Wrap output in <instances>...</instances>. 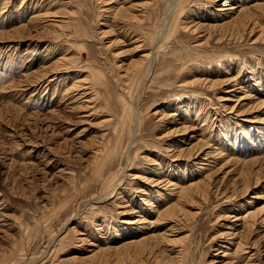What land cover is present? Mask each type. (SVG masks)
Instances as JSON below:
<instances>
[{"label": "rangeland", "instance_id": "374dc122", "mask_svg": "<svg viewBox=\"0 0 264 264\" xmlns=\"http://www.w3.org/2000/svg\"><path fill=\"white\" fill-rule=\"evenodd\" d=\"M263 156L264 0H0V264H264Z\"/></svg>", "mask_w": 264, "mask_h": 264}, {"label": "bare ground", "instance_id": "6f19581e", "mask_svg": "<svg viewBox=\"0 0 264 264\" xmlns=\"http://www.w3.org/2000/svg\"><path fill=\"white\" fill-rule=\"evenodd\" d=\"M126 1V0H125ZM128 1V0H127ZM241 1V0H240ZM37 2V1H36ZM53 2V1H52ZM57 2V1H56ZM113 3H115V2H113ZM230 4V3H229ZM135 5V4H134ZM249 5V4H248ZM41 6V5H40ZM236 7H234V5H233V8L231 9L232 11H234L233 12V14L234 15H236V14H238L237 15V19L236 20H238L240 23H250V21L251 20H257V18L258 17H256L255 19H251L252 18V15H251V13H249V12H247V11H245V9L244 8H242V9H240L239 11H238V9H239V7H242L243 5H235ZM128 7H130V6H128ZM135 7V6H134ZM230 7H232V6H230ZM46 8V7H45ZM123 8V7H122ZM131 8H132V5H131ZM130 8V9H131ZM225 8V7H224ZM117 9H118V7H117ZM116 10V9H115ZM119 10L121 11V9L119 8ZM124 10V9H123ZM122 10V11H123ZM220 10H223V9H220ZM117 11V10H116ZM115 11V12H116ZM128 11V10H127ZM217 11V10H216ZM254 11V10H253ZM118 13V12H117ZM129 14V13H128ZM127 14V15H128ZM224 14V13H223ZM122 15V14H121ZM127 15H126V17H127ZM222 15V14H221ZM220 15V16H221ZM225 16V15H224ZM223 16V17H224ZM124 17V16H123ZM228 17V16H227ZM232 17V16H231ZM221 18H222V16H221ZM40 19H42V17L40 18ZM134 19V18H133ZM220 19V18H219ZM251 19V20H250ZM41 21V20H40ZM221 21V20H220ZM215 22H216V20H215ZM61 23V22H60ZM233 23H234V21H233ZM253 23V22H252ZM255 23V22H254ZM163 24V23H162ZM236 24V23H235ZM238 24V23H237ZM251 24V23H250ZM240 28V27H239ZM188 29V28H187ZM133 37V36H132ZM136 37V36H135ZM131 39V38H130ZM138 39H140V38H138ZM141 41V40H140ZM135 42H137V41H135ZM139 43V42H138ZM137 43V48H139V46H140V44H138ZM139 45V46H138ZM163 47H161L162 48V53L160 54L161 55V57H164L165 55H168V51L166 50V47H165V44L164 45H162ZM51 48V47H50ZM67 53V52H66ZM68 56V55H67ZM68 58V57H67ZM64 59H65V56H64ZM64 59H62V61L64 60ZM163 61H165V59L163 58L162 60H160V65H163L164 63H163ZM61 63V62H60ZM63 63H64V61H63ZM158 63L159 62H154V60H151V63L146 67V70L148 71V73H152L154 70H156V68H157V65H158ZM57 67L59 68L60 67V65H58V63H57ZM60 69V68H59ZM260 69V68H259ZM128 71H130L129 69H127ZM145 70V71H146ZM138 71H142V68H140ZM144 71V72H145ZM143 72V73H144ZM128 73V72H127ZM256 74V73H255ZM260 74V73H259ZM128 77H130L129 75H127ZM183 78V80H184V78H185V76L183 75L182 76ZM261 77V76H260ZM197 78V77H196ZM83 81V80H82ZM192 81H194V80H192ZM201 81V79H199V78H197L196 79V82H193V84H195V83H199ZM205 80H203L202 79V81H201V83H203ZM81 82V81H80ZM183 82H185V81H182V84L184 85V86H186V84H189V83H183ZM84 84V83H83ZM82 84V85H83ZM127 84V83H126ZM74 85V87H78V86H76V83H74L73 84ZM78 85V84H77ZM192 85V84H191ZM80 86V85H79ZM84 86V85H83ZM251 86V85H250ZM73 87V88H74ZM80 88V87H79ZM79 88H78V90H79ZM76 90V89H75ZM77 90V91H78ZM76 91V92H77ZM226 99V98H225ZM90 101V100H89ZM260 101H262V100H260ZM195 107V106H194ZM194 107H192V109H191V106H188V108L184 111L185 112V115H188V116H191V117H193L192 118V120L191 121H195V120H197V119H199V115L197 114V113H194L195 111H197V109L196 108H194ZM261 107V106H260ZM189 110H191V112L189 111ZM201 110V109H200ZM177 111V110H176ZM183 112V113H184ZM193 112V114H191ZM204 113V112H203ZM194 118H196L195 120H194ZM183 121H184V119H183ZM190 121V122H191ZM196 122V121H195ZM192 123V122H191ZM202 127V126H201ZM204 128V127H203ZM205 129V128H204ZM203 129V130H204ZM207 144V143H206ZM259 145H261V144H259ZM258 145V146H259ZM257 147V146H256ZM253 148V147H252ZM224 150V149H223ZM222 150V151H223ZM260 150V149H259ZM226 151V150H225ZM228 152V151H227ZM196 153V152H195ZM198 153V152H197ZM177 154V153H176ZM224 154V153H223ZM219 155H221V154H219ZM226 155V154H225ZM232 155V154H231ZM178 156V155H177ZM222 156V155H221ZM264 157V156H263ZM257 159V158H256ZM229 160H231V159H228L227 161H229ZM254 159L252 158V161H253ZM260 160H262V159H260ZM264 160V159H263ZM232 161V160H231ZM250 161H251V159H250ZM251 161V162H252ZM239 162V161H238ZM254 162V161H253ZM208 163V162H207ZM257 163V162H256ZM255 163V164H256ZM252 164V163H251ZM253 165V164H252ZM257 165H259V164H257ZM172 166V165H171ZM256 166V165H255ZM167 167V166H166ZM204 168V167H203ZM251 168V167H250ZM159 169V168H158ZM206 169V168H205ZM162 171V170H161ZM156 172V171H155ZM154 172V173H155ZM170 172V171H169ZM157 173H159V172H157ZM163 174H165L164 173V171H163ZM247 174V173H246ZM245 174V175H246ZM161 175V174H160ZM160 175H159V177H160ZM171 175V174H170ZM209 175V174H208ZM245 175H243V176H245ZM158 176V175H157ZM195 177V176H194ZM205 178V177H204ZM208 178V177H207ZM165 179V178H164ZM244 179V178H243ZM163 181V180H162ZM165 181V180H164ZM194 181V180H193ZM202 181V180H201ZM245 181V180H244ZM202 182H204V180L202 181ZM205 182H206V180H205ZM180 183V182H179ZM251 183V182H250ZM158 184V183H157ZM204 184V183H203ZM154 185V184H153ZM194 185V184H193ZM247 185V184H246ZM251 185V184H250ZM187 186V185H186ZM189 186V185H188ZM199 185L198 184H196L195 185V187H198ZM193 187L194 186H192V189H193ZM204 187V186H203ZM248 187V186H247ZM178 188V187H177ZM205 188V187H204ZM204 188H202V190L201 191H203V189ZM176 189V188H175ZM197 190V189H196ZM199 191H200V189H199ZM180 192V191H179ZM194 192H195V189H194ZM191 193V192H190ZM196 193V192H195ZM195 195V194H194ZM184 197H186L185 195H184ZM253 203V202H252ZM154 206V205H153ZM155 209V208H154ZM164 209V208H163ZM170 211V210H169ZM264 211V210H263ZM163 212H165V211H163ZM170 215V214H169ZM174 215V214H173ZM166 216V215H165ZM170 218V217H169ZM161 220V219H160ZM145 227V226H144ZM238 234V233H237ZM135 240V239H134ZM147 241V237L146 238H143V240H138L137 241V239L135 240V241H131L130 242V245H136V246H138V245H141L142 247H141V251H143L144 252V250H143V248H146L147 247V245L145 244V242ZM243 244L242 243H239L238 244V246H237V248H235L236 249V251H235V253H236V258L235 259H237V260H241V258L243 257V255L242 254H239V251H240V248H241V246H242ZM130 247V246H129ZM135 247V246H134ZM139 248V247H138ZM229 249V248H228ZM229 251V250H228ZM228 254V253H227ZM233 256V255H232ZM227 258L225 257V260H226ZM229 259V258H228ZM234 259V258H233ZM230 260H232V258L230 259ZM243 260V259H242ZM235 262V261H234ZM248 263V262H247Z\"/></svg>", "mask_w": 264, "mask_h": 264}]
</instances>
